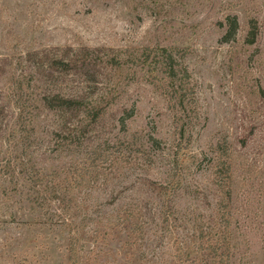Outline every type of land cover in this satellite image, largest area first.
Listing matches in <instances>:
<instances>
[{"label":"rangeland","instance_id":"rangeland-1","mask_svg":"<svg viewBox=\"0 0 264 264\" xmlns=\"http://www.w3.org/2000/svg\"><path fill=\"white\" fill-rule=\"evenodd\" d=\"M235 15L237 32L225 39ZM251 18L254 44L246 43ZM158 47L183 55L195 87L184 150L157 76L109 65L97 85L87 74H35L67 54H95L99 64ZM84 83L98 97L97 125L88 111L76 128L69 113L41 110L35 143L11 136L22 99L70 95ZM0 105V264H71L70 223L79 229L77 264H214L205 248L226 223L222 208L242 234L231 264H264V0H0ZM65 119L66 151L46 152ZM94 153L95 166L74 183ZM61 161L71 196L65 225L62 210L44 214L32 201L31 174Z\"/></svg>","mask_w":264,"mask_h":264},{"label":"trees","instance_id":"trees-1","mask_svg":"<svg viewBox=\"0 0 264 264\" xmlns=\"http://www.w3.org/2000/svg\"><path fill=\"white\" fill-rule=\"evenodd\" d=\"M224 24V23H223ZM239 25L238 17L235 15L231 17L229 23V28L226 30L224 35L225 39H229L231 36H235L237 28ZM250 30L246 35V43L254 44L257 40L259 33L258 22L255 18H251L249 21ZM89 53L94 54L96 50H88ZM118 54L106 55V57H100V62L98 64L96 55L94 54L88 59L83 61L78 60L79 55L75 56L74 54H67L66 59L53 58L50 60V64L35 72L36 75L42 76L46 80H54L56 74L60 71L66 73V75H91L94 79L93 82H101L98 78L104 72L106 65H109L113 68L117 66L119 68L132 70V73H128V76L135 78L139 73V69L144 70L145 76L159 78V86L164 88L169 97L170 108L176 115V130L180 138L179 146L180 150H184L188 147L191 141V134L189 125L193 122V115L196 112L197 98L195 97V87L191 84V74L189 72L188 66L184 61L183 55L177 53L175 50L158 47V48H145L139 54L125 55L122 51H119ZM95 57V58H94ZM88 60V61H87ZM103 64V65H102ZM139 68V69H138ZM95 70V72H91ZM22 78V82H23ZM97 85V84H96ZM97 88V87H95ZM96 92L91 90L89 85L85 83L83 86L79 87L77 91H74L72 94H63L57 91H49L47 93L38 94L37 96H28L26 100L22 99L21 104H16L17 115L15 118V123L11 128V136H16L18 138H23V141L26 140L30 144L35 143L32 138L34 137V131L36 125H38V117L41 110H52L61 112L62 114H70L67 118V124L71 127H80L78 123L75 125V118L86 111V114L89 116V121L92 124H96L100 116L102 115L101 110H97V100L98 97H93ZM96 98V99H95ZM7 106L0 105V114L6 115ZM195 116V115H194ZM66 118V117H65ZM97 125V124H96ZM60 139L55 140L54 145L49 147L46 152H51L53 150L66 151V119L64 120V125L56 129V134ZM185 141V143H183ZM51 148V150H49ZM227 150V149H226ZM222 147L221 156L218 158V168L220 170L218 173L224 170L223 166L226 164L223 160L226 156L228 150L226 151ZM47 155V153L45 154ZM48 157V156H47ZM98 155L88 154L86 159V164L83 167L85 169L79 171L78 176L73 178L74 183L80 184L79 178H86L88 170H91L97 161ZM63 165H50L44 171H34L31 175V181H33L32 189L34 190V197L32 201L34 203L38 202V205L42 206V209L45 211L44 214H49L51 209L56 207V210H52L53 213L58 214L57 209L62 210L61 216L63 217L62 224L65 225L68 223L69 218L66 215V209L69 210L68 206L71 204V196L68 193V188L66 189V161H61ZM87 170V171H86ZM218 170V169H217ZM89 173V172H88ZM87 180V179H86ZM85 180V181H86ZM45 181L44 190H36L40 187V183ZM80 182V183H79ZM90 182V180H87ZM221 188H224V183L220 180L218 183ZM36 190V191H35ZM45 191V194H43ZM225 191V190H224ZM225 197L223 201L227 199L226 193L224 192ZM224 203H226L224 201ZM62 208V209H61ZM69 212V211H68ZM71 216H73L71 214ZM220 217L222 220H225L226 223L220 229H215L208 236L207 246L205 252L211 257V260L215 262H223V260L231 264L234 263V257L239 251L241 244L242 234H237L236 228L233 225L231 220L232 217L227 215L224 209H221ZM165 220L168 221V217H165ZM59 224V223H58ZM122 224V223H118ZM71 235H70V246H69V260L71 264H77V248L76 244L78 241L79 229H75V225L70 223ZM190 259L189 255L186 257ZM195 260V259H193Z\"/></svg>","mask_w":264,"mask_h":264}]
</instances>
